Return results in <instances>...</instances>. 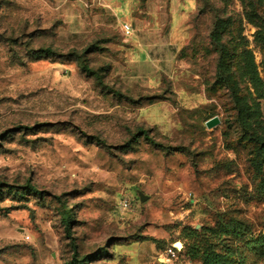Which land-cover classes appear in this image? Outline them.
<instances>
[{
    "label": "rangeland",
    "instance_id": "374dc122",
    "mask_svg": "<svg viewBox=\"0 0 264 264\" xmlns=\"http://www.w3.org/2000/svg\"><path fill=\"white\" fill-rule=\"evenodd\" d=\"M115 1L0 0V264H264L248 139L264 135V0H177L170 27L158 0L152 59L132 49L146 64L126 51L130 0ZM222 220L248 226L217 243ZM177 241L198 256L172 257Z\"/></svg>",
    "mask_w": 264,
    "mask_h": 264
},
{
    "label": "trees",
    "instance_id": "16d2710c",
    "mask_svg": "<svg viewBox=\"0 0 264 264\" xmlns=\"http://www.w3.org/2000/svg\"><path fill=\"white\" fill-rule=\"evenodd\" d=\"M226 69H227V65H225V63L222 60H220L219 70L221 73H219V82H222V83L229 82V77L224 75V72H226ZM251 115L252 114H251V111L249 109L240 108L238 110L237 117L241 123L248 124L249 121H251ZM19 127H21V126H19ZM138 131H139V133L143 134L145 139L149 140L153 145L163 146V144L161 142H157L149 134V132L145 128L140 127L138 129ZM93 137L99 143H101L103 146L110 147L107 144L106 140H104L103 138H101L99 136H93ZM248 139L250 141H252L253 143H255L257 146V150L255 151L256 155H255L254 160H255L256 165H257L256 172H257V177H259V189L261 192L264 193V174H263L264 173V135L260 134V133H256V131H255V133L250 132ZM260 160H261V162H263V165L260 163ZM27 187H28V190L34 191L38 194H41V190H39V188H37L36 186L28 184ZM72 218H73V214H72L71 210L68 209L67 212H65L64 220L69 221ZM247 226L248 225L245 224V222H243L241 220H229L227 222L222 220L221 224L218 228H210V231H212L214 234L213 235L214 238H212V237H210V238L213 241L218 243V242L222 241L220 239L223 238V235H228L231 232L233 234H238V235L244 234ZM195 235H198V231H196V230L192 231L191 230L188 237H189V239H192L194 242ZM252 241L254 243H263L262 237L261 238H255ZM183 244H184L183 247L185 249L186 254H188L191 257V260L195 259L198 256V250H196V248L194 247L193 244L192 245L190 243H183ZM212 245L213 244H211V246ZM76 254H77V252L75 251V255ZM205 261L207 264H226L227 263L221 254L214 253V252H212L211 254L207 253ZM69 264H84V263H81L79 260L75 259L73 262H70Z\"/></svg>",
    "mask_w": 264,
    "mask_h": 264
},
{
    "label": "crops",
    "instance_id": "0c3cea01",
    "mask_svg": "<svg viewBox=\"0 0 264 264\" xmlns=\"http://www.w3.org/2000/svg\"><path fill=\"white\" fill-rule=\"evenodd\" d=\"M106 1H107V6L114 13L113 7H114V4L116 1L115 0H106ZM157 1L158 0H130L131 11H132V14L135 18V21L133 23H129L127 21H124L126 23H129L132 27V32L128 36L132 39V44H130V46L127 47L126 51L129 54V58L135 62H143L146 64L145 61H142L139 57H137V54L134 51H132L133 46H135V45H139V46H143V47L148 48L149 51H147V52H149L148 53L149 58L152 59L151 53L153 50L152 47H154L153 43L155 40L152 38L155 37L153 35H155V31H157V29H159V27H160L159 21L161 18L160 12L157 14L156 12L158 10L156 11L154 8V3ZM179 6L180 5H179V2H177V0H170L171 21H169V24H168L169 27H170L171 22H172V24L175 25V23L177 21V18L179 15L178 8H180ZM141 7L144 8L146 11L141 12ZM143 17L147 19L146 22L144 20H142ZM121 23H123V22H121ZM156 34H157V32H156ZM139 38H141V40ZM155 68H156L155 70L153 68H152V70H154L156 72H152V73H155L156 75L160 74V71L158 70L159 67L157 66Z\"/></svg>",
    "mask_w": 264,
    "mask_h": 264
},
{
    "label": "built area",
    "instance_id": "2783aa9c",
    "mask_svg": "<svg viewBox=\"0 0 264 264\" xmlns=\"http://www.w3.org/2000/svg\"><path fill=\"white\" fill-rule=\"evenodd\" d=\"M123 30L125 32V34H130L132 32V27L129 23H124L123 24ZM123 206L125 208H130L131 207V202L129 200V198L124 197L123 198ZM169 253L171 254L172 257H176L178 250L175 247L169 248Z\"/></svg>",
    "mask_w": 264,
    "mask_h": 264
},
{
    "label": "water",
    "instance_id": "95a60500",
    "mask_svg": "<svg viewBox=\"0 0 264 264\" xmlns=\"http://www.w3.org/2000/svg\"><path fill=\"white\" fill-rule=\"evenodd\" d=\"M219 122V119L217 117H213L211 119H209L207 121V126L208 127H212L214 126L215 124H217ZM140 198L141 200H145L147 198V195L145 194H141L140 195ZM174 247L178 248V249H182L183 248V242L182 241H177L175 244H174Z\"/></svg>",
    "mask_w": 264,
    "mask_h": 264
},
{
    "label": "bare ground",
    "instance_id": "6f19581e",
    "mask_svg": "<svg viewBox=\"0 0 264 264\" xmlns=\"http://www.w3.org/2000/svg\"><path fill=\"white\" fill-rule=\"evenodd\" d=\"M183 246H184V244H183Z\"/></svg>",
    "mask_w": 264,
    "mask_h": 264
}]
</instances>
